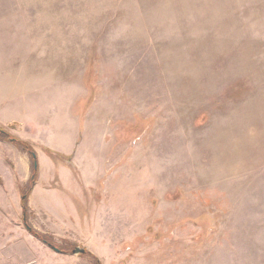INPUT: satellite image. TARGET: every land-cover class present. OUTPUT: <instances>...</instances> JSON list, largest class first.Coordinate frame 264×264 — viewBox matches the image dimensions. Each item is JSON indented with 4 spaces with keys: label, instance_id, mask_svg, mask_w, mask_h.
<instances>
[{
    "label": "rangeland",
    "instance_id": "rangeland-1",
    "mask_svg": "<svg viewBox=\"0 0 264 264\" xmlns=\"http://www.w3.org/2000/svg\"><path fill=\"white\" fill-rule=\"evenodd\" d=\"M0 124L56 243L264 264V0H0ZM30 176L0 139V264H93L26 228Z\"/></svg>",
    "mask_w": 264,
    "mask_h": 264
},
{
    "label": "trees",
    "instance_id": "trees-1",
    "mask_svg": "<svg viewBox=\"0 0 264 264\" xmlns=\"http://www.w3.org/2000/svg\"><path fill=\"white\" fill-rule=\"evenodd\" d=\"M0 139H6L10 142L14 143L18 146L23 152H26L31 160V176L29 179V183L27 189H25L24 196L22 198V209H23V221L26 228L31 232L33 235L38 237L40 240L45 242L48 246L52 247L53 249L62 252V253H70L73 251L71 246L74 243L67 241L66 246H62L55 242L51 235L45 234L43 232L38 231L34 228L28 218H29V196L33 190V187L37 183L38 175H39V159L36 149L26 140L14 135L11 133L5 126L0 124ZM48 151H51L48 149ZM65 157V156H64ZM83 255H87L92 259L93 264H103L102 261L91 251L86 250Z\"/></svg>",
    "mask_w": 264,
    "mask_h": 264
},
{
    "label": "crops",
    "instance_id": "crops-1",
    "mask_svg": "<svg viewBox=\"0 0 264 264\" xmlns=\"http://www.w3.org/2000/svg\"><path fill=\"white\" fill-rule=\"evenodd\" d=\"M37 105L36 104H25L24 105V107H28V108H30L31 110H35L36 112H38L39 113V110H38V108L36 107ZM44 113V111L42 112V114ZM42 116H44V114L42 115ZM44 120V119H43ZM17 121V125L19 126V128L21 129V128H23V126H24V123L21 121V120H19V119H17V118H15V121L14 122H16ZM13 121H7V122H4V123H6V125H9L10 123H12ZM3 123V124H4ZM5 126V125H4ZM28 139H29V137H28ZM31 141H34V142H36L35 140H31ZM37 151V150H36ZM37 154H38V159H39V162H40V164H41V156H40V158H39V155H40V153H39V150L37 151ZM38 183H39V181H38ZM38 183L36 184V185H38ZM36 190V189H35ZM42 260H39V263L40 264H42ZM44 263V262H43Z\"/></svg>",
    "mask_w": 264,
    "mask_h": 264
},
{
    "label": "water",
    "instance_id": "water-1",
    "mask_svg": "<svg viewBox=\"0 0 264 264\" xmlns=\"http://www.w3.org/2000/svg\"><path fill=\"white\" fill-rule=\"evenodd\" d=\"M74 254H84L86 252L85 248L82 247H75L74 250L72 251Z\"/></svg>",
    "mask_w": 264,
    "mask_h": 264
}]
</instances>
